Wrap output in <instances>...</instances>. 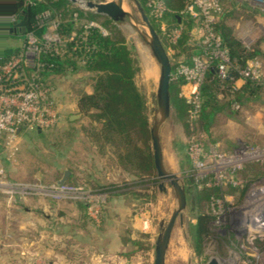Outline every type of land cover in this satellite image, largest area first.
<instances>
[{
	"label": "trees",
	"instance_id": "trees-1",
	"mask_svg": "<svg viewBox=\"0 0 264 264\" xmlns=\"http://www.w3.org/2000/svg\"><path fill=\"white\" fill-rule=\"evenodd\" d=\"M138 1L165 48L172 50L171 57L174 61H189L192 55L201 52L194 45L192 34L198 26V20L181 12L187 0H162L166 10L161 17L152 14L147 0ZM219 1L222 12L218 22L214 24V31L221 37L232 63L242 67L249 58L260 56L264 59V52L257 43L246 48L232 34L237 14L250 17L260 13L259 8L245 1ZM45 10L49 12L45 21L54 19L57 22L59 41L55 46L40 52L38 61L41 66L33 82L40 88H46V99L52 100L55 97L51 96V92L56 84L67 80L76 112L87 119V124L81 126L87 146L131 177V181L121 185H91L89 181L85 184L101 191L116 192L125 185L130 187L146 178H154L147 101L135 82L139 61L133 45L126 41L116 22L109 17L74 7L68 0H30L27 3L26 0H5L0 4V16H18L23 12L27 21L25 31L33 30L37 34L45 29L43 25H36L37 16ZM87 22H94L96 25L84 27ZM175 28L180 29V35L176 41H171L170 32ZM6 40H17V44L9 41V46L1 49L0 63L18 53L24 40L23 33L0 30V41ZM174 69L175 62L172 63V72ZM29 72L31 71L28 69L26 73ZM78 73L80 77L73 79ZM238 76L237 70H233L231 77L220 78L214 69L208 68L199 85L201 104L195 118L189 117L188 106L181 94L180 87L185 79L182 76H172L169 86L170 116L180 123L188 136L185 150L190 140H198L200 133H204L210 143L221 142L225 152L232 151L238 144V139L229 133L228 121L233 119L238 107H245L248 102L257 101L264 94L263 79H243V83L236 86L234 82ZM87 82H90L89 92L84 90ZM55 103L52 102L54 107ZM66 121L68 124L74 122L68 118ZM178 145L179 149L184 148V144ZM186 159L188 160L187 156ZM236 172L232 175L235 176ZM237 173L241 175V184L237 186L228 183L227 186L230 194L239 191L241 200L251 183L264 174V170L256 163H246ZM197 184L192 177L186 176L185 190L189 186L194 190L191 206L194 222L189 224L190 243L193 252L202 257L204 243L211 234L209 223L214 218L209 211V203L222 194L219 185L202 184L198 187ZM75 205L80 208L81 223H84L85 205L78 202ZM103 213L104 210L100 221L104 219ZM123 239L133 245L139 243L129 237ZM202 259L204 263L207 260L205 256Z\"/></svg>",
	"mask_w": 264,
	"mask_h": 264
},
{
	"label": "rangeland",
	"instance_id": "rangeland-1",
	"mask_svg": "<svg viewBox=\"0 0 264 264\" xmlns=\"http://www.w3.org/2000/svg\"><path fill=\"white\" fill-rule=\"evenodd\" d=\"M70 3L74 7L77 6L74 2ZM131 7L137 13L133 4ZM123 8L130 10L126 3H123ZM236 16L232 30L234 37L239 41H245L249 47L257 43L264 52V42L261 41L264 40V11L260 10V13L250 17L240 13ZM116 25L137 53L139 70L135 75V82L146 96L149 116L151 93L157 85L159 67L148 47L140 41L136 32L127 26L126 21L116 22ZM8 43L7 40L0 41V51L9 46ZM257 58L261 60L263 70L261 79L264 80V59L260 56ZM78 77H80L79 73L73 79L76 80ZM89 83L84 85V90L87 92L91 90ZM67 85V80L58 82L51 92V96L56 97L52 99V102H56L55 108L58 111L55 125L44 129H19L11 147L6 146L3 141L0 142V167L6 178L49 184L55 182L56 176L60 175L63 169L69 168L74 173V177L64 182L70 184L91 187L85 184L86 181H89L91 185L97 183L121 185L131 181V177L124 171L112 166L105 157L98 156L91 147L87 146L81 130V126L87 124L85 117H81L76 110H72V115L79 116L73 118L74 122L68 124L64 114L66 109L63 111L64 116L58 109L60 103L66 105L74 100L70 97ZM237 109L233 119L228 121V130H230L228 132L238 139V144L233 150L243 144L251 147L252 153L247 158L241 157L237 160L234 166L239 167L235 171L241 170L246 163H256L264 170V94L259 100L248 102L245 107ZM200 134L206 136L204 133ZM160 138L166 167L178 173L184 183L185 172L190 165L185 156V145L189 139L180 123L172 115L162 125ZM206 140L208 144L210 141L207 136ZM179 143L184 144V148L179 149ZM215 145L218 151L225 152L221 142ZM237 172L235 176L232 175V179L238 186L242 178ZM157 183L154 176L130 187L125 185L116 192L104 191V200L100 208V216L104 210V219L100 221L99 217L98 222L86 214V220L81 223V210L74 209L72 205L77 202L83 203L81 201L70 199L54 201L41 196L28 197L20 201H53L56 209L48 211L55 217L57 210L63 211L65 217L58 221L64 226L55 234L58 241L64 238L70 244L76 245L70 248V252H66L65 258L68 259V264H152L153 239L157 233L158 222L166 219L175 206L171 187L167 184L166 193H161L157 189ZM227 184L223 181L219 184L222 196L218 199L221 207L224 209L234 207L236 211L253 218V222L248 223L246 229L238 234L227 227L224 231H217L218 228L213 223L216 219L213 211L216 210L217 204L211 201L209 211L214 218L209 223L211 234L204 243L202 255L207 259L214 257L221 264H264V229L256 227V221L264 214V174L251 183L241 200H239L240 192L230 194ZM193 192L191 186L186 190V207L181 219L176 221L172 230L165 264H205L203 256L198 257L190 243L189 224L194 222L191 213ZM3 197L7 201L6 197ZM7 203L11 205L13 202L7 201ZM102 233L107 235V239L108 235L112 234L118 237L132 235L139 243L125 248L119 245L118 247L114 245L113 248L101 246L104 238L99 240V235ZM7 237L10 240L9 235ZM4 240L0 241V249L5 245ZM29 252H26L27 256L30 255ZM59 254H61L60 251H57V255ZM47 259L48 257H45L41 263L34 260V264H47ZM26 261L29 260L26 259ZM26 261H23V264L27 263Z\"/></svg>",
	"mask_w": 264,
	"mask_h": 264
},
{
	"label": "built area",
	"instance_id": "built-area-1",
	"mask_svg": "<svg viewBox=\"0 0 264 264\" xmlns=\"http://www.w3.org/2000/svg\"><path fill=\"white\" fill-rule=\"evenodd\" d=\"M29 1L26 0V3ZM238 1L248 2L264 11V0ZM147 6L155 17H161L166 10L162 0H147ZM181 12L198 20V26L192 34L194 45L201 52L192 55L189 61L184 59L174 61L171 57L172 50L168 49L167 52L172 63L175 62V69L173 72L171 70V78L182 76L185 79L180 87L181 94L188 106L189 117L195 118L201 104L199 85L208 68L214 69L220 78H229L232 71L237 70L238 78L256 81L262 78L263 70L261 60L257 57L247 59L242 67L232 63L221 37L214 31V24L218 22L222 12L219 0H187ZM48 16L47 10L41 12L37 16L36 25L39 27L43 25L45 29L40 34L33 30L24 31V40L18 53L12 54L6 61L0 63V142L3 141L6 146L12 144L17 129H44L57 123L58 111L53 106L52 100L46 99L47 89L40 88L33 82L41 66L38 61L40 52L55 46L59 41L56 31L57 22L54 19L46 22ZM17 18L18 16L15 15H1L0 30L8 31V27ZM95 25L94 22H87L84 27ZM179 35L180 29H173L170 32L171 41H176ZM240 42L244 47H249L245 41ZM28 69L31 71L29 74L26 73ZM206 142V136L203 134L198 135V140L189 141L185 150L190 163L185 172L186 176L198 182V187L202 184L219 185L222 181L235 184L232 173L239 166L234 164L241 157H249L252 153L251 147L241 144L239 149L225 153L218 151L215 144ZM0 194L5 196L7 201L12 202L35 196L54 201L61 199L81 201L85 205L86 214L98 222L105 192L67 182L42 184L37 181H16L6 178L0 167ZM213 201L217 204L216 210L213 211L216 217L213 223L217 226V231H224L227 227L238 234L252 222L253 218L236 211L234 207L222 208L218 198Z\"/></svg>",
	"mask_w": 264,
	"mask_h": 264
},
{
	"label": "water",
	"instance_id": "water-1",
	"mask_svg": "<svg viewBox=\"0 0 264 264\" xmlns=\"http://www.w3.org/2000/svg\"><path fill=\"white\" fill-rule=\"evenodd\" d=\"M5 0H0V4ZM72 2L74 0H68ZM85 7L76 6L82 10H88L97 14L105 15L114 22H127V25L133 29L140 41L148 47L151 56L159 67L158 81L155 89L151 93L149 103V139L152 152L153 167L155 178L157 179V189L161 193H166L167 184L171 187L175 206L172 208L169 216L158 222L157 233L153 241V260L152 264H165L166 251L169 245L170 237L174 225L180 220L186 207V190L181 176L168 169L164 162L160 131L162 125L169 119L170 104V80L172 70V60L163 45L157 31L152 26L146 12L138 0H84ZM126 3L129 11L123 8ZM134 5L137 13L132 9ZM27 25L26 16L23 12L18 15L17 20L8 27V32L24 33ZM79 115H72L73 119ZM19 131V129H17ZM69 171H64L62 176L55 182L57 184L66 180ZM53 202V201H52ZM54 203V202H53ZM257 228L264 229V214L256 223ZM205 264H220L214 257H209Z\"/></svg>",
	"mask_w": 264,
	"mask_h": 264
},
{
	"label": "crops",
	"instance_id": "crops-1",
	"mask_svg": "<svg viewBox=\"0 0 264 264\" xmlns=\"http://www.w3.org/2000/svg\"><path fill=\"white\" fill-rule=\"evenodd\" d=\"M11 42V44H17V40H11ZM242 83L243 79L241 78H237L234 82L236 86H240ZM70 97L73 96L70 94ZM58 109H60L63 116L66 115L65 117L68 120H72L70 118L72 110H76L74 100L66 105L60 103ZM64 110L65 113L63 114ZM66 170L69 171L67 180L74 177V173L69 168H65L56 178H60ZM72 205L74 209H78L75 203H72ZM55 209L56 205L52 201L25 202L16 200L9 205L0 194V241L5 239V245L0 249V264H23L26 259L29 261H26L25 264H34V260L41 263L45 257H48L47 264H68V259L65 258L66 252H70V248L76 247V245L70 244L64 238L62 241L57 240L55 233L64 226L58 220L64 219L65 216H63L62 210H57L56 217L50 215L49 211ZM7 235H9L10 240H8ZM106 237L107 235L103 233L99 235V240L104 238L101 246L113 248L114 245H117V247L119 245L125 248L133 245L127 239H123L129 237L133 240L132 235L118 237L112 234L108 235V239ZM57 251H60L61 254L57 255ZM100 251L102 252V250ZM26 252H29L30 255L27 256L28 253L26 254Z\"/></svg>",
	"mask_w": 264,
	"mask_h": 264
},
{
	"label": "bare ground",
	"instance_id": "bare-ground-1",
	"mask_svg": "<svg viewBox=\"0 0 264 264\" xmlns=\"http://www.w3.org/2000/svg\"><path fill=\"white\" fill-rule=\"evenodd\" d=\"M73 2H74L75 5H77V6H79V7H85L84 0H74ZM127 26L129 27V25H127ZM129 28H130V27H129ZM252 222H253V220H252ZM256 222H258V220H257ZM256 222H255V223H256Z\"/></svg>",
	"mask_w": 264,
	"mask_h": 264
}]
</instances>
